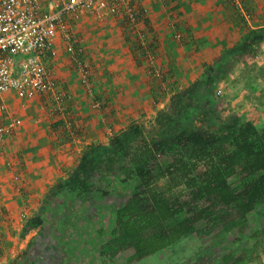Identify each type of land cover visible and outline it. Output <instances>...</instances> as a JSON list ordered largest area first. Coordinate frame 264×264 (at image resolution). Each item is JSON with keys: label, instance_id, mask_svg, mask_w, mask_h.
<instances>
[{"label": "rangeland", "instance_id": "1", "mask_svg": "<svg viewBox=\"0 0 264 264\" xmlns=\"http://www.w3.org/2000/svg\"><path fill=\"white\" fill-rule=\"evenodd\" d=\"M134 2L138 8L147 10L148 19L139 24L135 32L123 31L124 24L120 20L109 18L98 25L89 16H82L83 26L88 31L83 28L82 31L78 30L80 21L77 24L75 22L77 32L71 29L80 42L77 49H84L82 53L79 52L80 57L92 71L90 90L80 84L75 72L73 74L74 90L79 91L84 99L83 113L86 119L81 124L85 129L94 124L97 135L88 137L89 143L84 145L80 155L90 144L106 145L113 135L125 130L130 124H142L149 130L156 112L166 106L169 96L187 88L207 71L208 66H214L219 72L212 95L216 113L210 121L198 119L199 124L207 127L210 124L219 125L230 118H239L252 123L257 131H264V43L257 47L253 56L225 54L238 45L241 36L249 28L264 27V0ZM65 23L66 26H72L70 20H65ZM144 27L155 32L158 48L162 45L170 48V53L174 55L170 60L171 65L160 62L156 54L150 64L136 53L134 44L138 36L143 35ZM105 28L110 30L107 35H104ZM158 38H161V43ZM144 40L147 41L145 37ZM88 42L89 49L86 47ZM154 71L160 75L158 80L154 77ZM64 90L67 91L66 88ZM20 101L22 109L26 105L29 109H36L34 120L47 123L49 120H44V116H60L54 106L48 107L44 100L36 103L34 99L21 96ZM11 113L17 116L21 112L12 109ZM20 117L25 118L23 115ZM80 120V116L72 113V118L67 122L68 136L81 137V132L76 128ZM19 121L22 122V119L19 118ZM3 154V145L0 143V183L5 185L4 188L0 187V264L23 263L22 254L37 230L23 236L22 229L29 218L40 212L44 221L52 227L53 236L59 239L62 264H100L99 253L109 233L100 238L93 233L97 220L88 218V211L83 205L78 217L66 219L65 224H61L59 213L68 205L66 198L59 195L50 201L46 193L48 188L66 178L79 158L72 161V166L61 177L43 171L40 164L38 175L29 179L23 166L21 172L10 175ZM49 167L51 169L52 164ZM165 181L158 182L157 186H164ZM173 192L185 202L186 210L199 207L189 201L182 187H177ZM106 212L109 218L114 209L109 207ZM206 228V224L201 222L195 234L132 264H221L223 255L235 253L249 245V235L255 230L264 229V206L249 213L240 229L221 233L219 228L207 233ZM256 256L249 264H264V244ZM106 264L128 263L124 257L116 255L114 259L106 260Z\"/></svg>", "mask_w": 264, "mask_h": 264}, {"label": "trees", "instance_id": "2", "mask_svg": "<svg viewBox=\"0 0 264 264\" xmlns=\"http://www.w3.org/2000/svg\"><path fill=\"white\" fill-rule=\"evenodd\" d=\"M262 43L264 27L249 28L225 54L253 56ZM218 73L208 66L187 88L173 92L149 130L133 123L106 145H88L66 178L48 188L50 201L64 195L68 203L59 213L61 224L78 217L83 205L88 218L97 220L93 233H109L100 264L116 255L128 264L139 262L195 234L201 222L207 233L240 229L249 213L264 206V131L239 118L207 127L197 121H210L216 113ZM162 180L165 185L157 186ZM177 187L199 207L186 210L173 192ZM109 207L114 212L107 218ZM33 230L21 263L62 264L59 239L41 212L26 221L22 235ZM249 238V245L223 255L221 264L254 261L264 229Z\"/></svg>", "mask_w": 264, "mask_h": 264}, {"label": "built area", "instance_id": "3", "mask_svg": "<svg viewBox=\"0 0 264 264\" xmlns=\"http://www.w3.org/2000/svg\"><path fill=\"white\" fill-rule=\"evenodd\" d=\"M146 13L134 0H49L46 10L40 8L38 0H0V143L8 140L19 126L18 118L8 111L4 102V96L9 93L48 99L55 111L65 114L64 93L56 88L51 67L58 34L65 42L64 50L75 66L80 84L90 90L92 71L80 57L79 42L71 30L76 20L89 16L101 25L113 18L123 22V31L135 32L146 21ZM65 20L72 21V26H66ZM134 47L152 63L154 44L150 45L142 35ZM20 54L26 56L16 70ZM153 73L158 80V71Z\"/></svg>", "mask_w": 264, "mask_h": 264}, {"label": "crops", "instance_id": "4", "mask_svg": "<svg viewBox=\"0 0 264 264\" xmlns=\"http://www.w3.org/2000/svg\"><path fill=\"white\" fill-rule=\"evenodd\" d=\"M145 1L149 3L148 0ZM48 2L49 0H38L40 8L43 10L47 9ZM139 2L141 3V1ZM79 21L80 25L78 30L80 31L81 28H83L84 30L88 31L87 27L83 26L84 20L82 16L79 18V20L76 21V24ZM74 29L77 32L76 26ZM108 32H110V30H108V28H105L104 35H107ZM142 34L146 40L150 41V45L154 44L155 54L156 57H159L160 62L163 61L171 65L170 60L173 59L174 55L170 53V48L166 45H162L160 48H158V42L155 37V32L148 29V27H144ZM158 40L161 43V38H158ZM53 47L56 53L55 58L51 63V67L54 73L53 80L56 88L64 93L65 114H60V116L57 118L54 116L52 118L44 116V120H49L47 121V123L43 121L41 122V120H34L33 118L36 114L35 112H37L36 109L34 107H32V109H29V107L27 108V105L25 109H22L23 104L20 101L21 96L15 93H10L4 96V102L6 103L8 111L10 113L12 109L20 111L21 113H19L17 116L14 113L13 114L18 118V121L19 118L22 119V122L19 121V126L16 132L8 140L1 143L4 150L3 157L7 162V165L9 166L8 173L10 175H13L15 172H21V167L23 166V170L27 174V177H29V179H32L33 177H36V175H38V168L41 164L43 167V171L52 173L57 178L61 177L66 173L68 167L72 166V161L75 162V160L80 157V152L83 151L84 145H87L89 143L88 141L90 140V138L88 137L97 136L94 124H91V127L88 129H85L84 125L81 124L82 121L86 119V114L83 113L84 99L79 91L74 90L73 84L75 81L73 79V74L74 72L76 73V69L74 71L73 67L75 68V66L72 61H69L70 58L64 50L65 42L61 35H57ZM86 47H88L87 49L90 48L89 42L86 44ZM137 54L145 59L143 55H140L139 53ZM172 63L179 64V62L176 63V61H173ZM65 88L67 89V91L64 90ZM33 99L36 101V103L38 101L41 102V100H44L48 107L52 105L51 101H49L48 99L39 97H34ZM72 113L81 117V120L79 121L80 125L76 127L78 128L79 132H81V137H73L72 135H67V133L69 132V123L67 122L70 120V118H72ZM20 115H23L25 118H21ZM50 164H52L51 169L49 167ZM2 183H0V187L4 188L5 185H2ZM45 183H48V181H45ZM2 191H4V189H2ZM8 191H10L9 188Z\"/></svg>", "mask_w": 264, "mask_h": 264}, {"label": "water", "instance_id": "5", "mask_svg": "<svg viewBox=\"0 0 264 264\" xmlns=\"http://www.w3.org/2000/svg\"><path fill=\"white\" fill-rule=\"evenodd\" d=\"M25 56H26L25 54H20L19 55L18 60L15 63V69L16 70H19V66L22 63V61H23V59H24Z\"/></svg>", "mask_w": 264, "mask_h": 264}, {"label": "flooded vegetation", "instance_id": "6", "mask_svg": "<svg viewBox=\"0 0 264 264\" xmlns=\"http://www.w3.org/2000/svg\"><path fill=\"white\" fill-rule=\"evenodd\" d=\"M34 264V263H33Z\"/></svg>", "mask_w": 264, "mask_h": 264}]
</instances>
